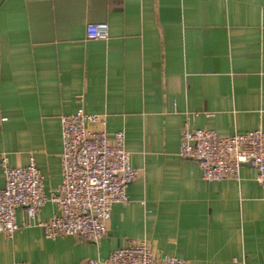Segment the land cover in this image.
Here are the masks:
<instances>
[{"label": "crops", "instance_id": "1", "mask_svg": "<svg viewBox=\"0 0 264 264\" xmlns=\"http://www.w3.org/2000/svg\"><path fill=\"white\" fill-rule=\"evenodd\" d=\"M101 22L108 38L87 40L86 25ZM80 107L105 117L109 137L125 133L140 172L128 202L113 205L97 243L47 239L18 207L0 264L103 260L140 240L186 264H264L256 169L209 182L178 155L185 123L264 131V0H0V157H33L46 195L61 183L60 117ZM56 213L47 202L37 219Z\"/></svg>", "mask_w": 264, "mask_h": 264}, {"label": "built area", "instance_id": "2", "mask_svg": "<svg viewBox=\"0 0 264 264\" xmlns=\"http://www.w3.org/2000/svg\"><path fill=\"white\" fill-rule=\"evenodd\" d=\"M87 40H106V23H88ZM62 151L61 183L48 195L43 175L35 160L11 166L6 155L0 157L4 185L0 188V232L12 238L18 226L16 209L24 207L27 219L43 230L47 239L79 236L97 243L107 231L112 207L127 203V187L139 176L125 149V133L109 137L103 115L86 113L83 107L60 117ZM178 155L198 162L201 177L213 182L238 179L240 167L249 163L256 169V181L264 188V131L256 129L220 136L212 129L181 130ZM47 202L57 213L46 220L37 219ZM14 264H29L15 262ZM77 264H186L182 258L157 255L145 240L112 250L101 260L87 258ZM237 264H244L243 261Z\"/></svg>", "mask_w": 264, "mask_h": 264}, {"label": "water", "instance_id": "3", "mask_svg": "<svg viewBox=\"0 0 264 264\" xmlns=\"http://www.w3.org/2000/svg\"><path fill=\"white\" fill-rule=\"evenodd\" d=\"M247 164H249V163H247ZM250 165V164H249Z\"/></svg>", "mask_w": 264, "mask_h": 264}]
</instances>
